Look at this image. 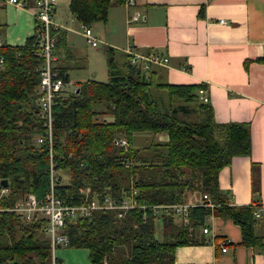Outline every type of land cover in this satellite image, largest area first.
<instances>
[{"label":"trees","instance_id":"16d2710c","mask_svg":"<svg viewBox=\"0 0 264 264\" xmlns=\"http://www.w3.org/2000/svg\"><path fill=\"white\" fill-rule=\"evenodd\" d=\"M126 0H69L76 21L87 26L105 22L108 10ZM21 46L0 44V180L8 192L0 198V264H56L44 237L45 220H25L11 210L24 196L43 197L49 185L46 143L36 145L44 133L37 116V36ZM53 29L52 35L57 33ZM58 50L65 38L55 39ZM109 79H89L53 107L55 168L67 173L56 184L67 204L85 203L96 192L116 199L137 190L138 205L187 203L196 193L207 194L213 210L194 205L188 221L178 223L173 213L131 208L122 217L118 210H94L90 215L67 220L64 233L72 247L89 250L92 264H174L177 246L201 244L195 231L208 216L231 219L240 226L242 242L264 246L254 234V204L232 205L218 186V173L233 156L250 155V131L245 123H218L212 104L199 98L206 84L156 83L139 66L117 65L112 47H105ZM264 63V54L257 58ZM60 70V69H59ZM62 71L60 70V76ZM102 116V117H98ZM165 134L162 142L134 148V133ZM124 138L128 147L115 144ZM253 195L260 191V175L252 178ZM1 188V185H0ZM204 201V200H203ZM145 214V218H143ZM159 219L165 239L156 237Z\"/></svg>","mask_w":264,"mask_h":264},{"label":"crops","instance_id":"0c3cea01","mask_svg":"<svg viewBox=\"0 0 264 264\" xmlns=\"http://www.w3.org/2000/svg\"><path fill=\"white\" fill-rule=\"evenodd\" d=\"M20 1L21 6L0 5V44L21 46L35 33L37 0ZM58 5L56 0L53 17L58 32L53 36L63 35L65 40L54 56V62L63 57V63L53 65L59 74L62 71L65 84L69 72L81 63L85 69L89 60L87 64L86 56L72 46L76 36L87 43L81 23L69 9L64 15ZM134 12L137 21L130 19ZM91 27L100 43L122 55L130 48L143 57L167 58L166 62L140 60L138 66L156 83L206 84L204 96L213 106L215 121L248 126L250 155L233 156L218 173V186L228 194L230 204L261 208L253 231L264 237V63L257 60L264 54V0H134L131 6L114 4L106 21ZM64 84L61 96L67 97ZM258 172L260 191L253 195L252 178ZM204 227L207 232L200 227L195 233L206 242L177 246L174 264H264V246L243 243L240 226L231 219L210 215ZM89 254L85 247L59 246L51 251L56 264H92Z\"/></svg>","mask_w":264,"mask_h":264},{"label":"built area","instance_id":"2783aa9c","mask_svg":"<svg viewBox=\"0 0 264 264\" xmlns=\"http://www.w3.org/2000/svg\"><path fill=\"white\" fill-rule=\"evenodd\" d=\"M126 6L134 4V0H126ZM16 4L23 5L20 0H0V5ZM37 12L36 21L39 23V29L36 32L37 47L36 53L41 58V64L38 67L40 82L38 85V96L36 103L38 105L37 116L41 119L44 128V133L36 136L35 144L40 145L46 143L48 152V177L49 185L44 195L40 199H35L31 196H24L17 200L12 211L18 213L25 220L30 221L32 219H44V233L50 243L51 251H54L59 246H68L69 240L64 233V227L67 220H73L79 217H85L91 214L94 210L111 209L118 210L117 217H122L125 212L131 208H152L157 215L160 211L166 213H173L176 220H180L179 223L188 221V209L194 205H203L210 210H213L215 203L210 201L207 194L202 195V200H198L194 203H181V204H165V205H138L137 203V190L131 188L130 194L127 197L116 199L111 194H104L99 197L98 193H94L91 199H89V189L86 188L83 191L85 203L80 204H67L64 199L57 193L56 184L60 180V175L55 168L56 161L54 157L53 136H54V116L53 107L57 100L61 97L63 90V78L55 69L53 62L55 56V38L52 35L53 29L58 26L54 20V11L56 0H37ZM133 21L139 19L137 12H134L130 18ZM82 34L84 35L88 44L93 47L98 45L99 39L94 35L90 26L81 24ZM126 54L129 56V64L138 66L140 60L142 62H166L167 58L162 57L159 54L150 56H140L132 52L130 48H127ZM205 89H199V98L203 101H207L208 98L204 96ZM115 144L124 148L128 147L127 141L124 138L115 140ZM8 192L7 187L1 186L0 198L2 195ZM204 200V201H203ZM261 208L257 207L254 210V216L259 217ZM145 218V214L143 216ZM208 228L203 227V232H207ZM222 250L225 251L226 247L223 246Z\"/></svg>","mask_w":264,"mask_h":264},{"label":"rangeland","instance_id":"374dc122","mask_svg":"<svg viewBox=\"0 0 264 264\" xmlns=\"http://www.w3.org/2000/svg\"><path fill=\"white\" fill-rule=\"evenodd\" d=\"M67 0H57V4H59V11L61 10L64 15L68 13V7L65 4ZM73 25V24H72ZM74 26V25H73ZM92 28V27H91ZM104 42L100 40L98 41V47L92 48L91 46L87 45L85 40L80 37L76 36V41L72 44L74 48H76L78 54L85 55L87 58V64L89 60V64L86 65L87 67L81 68L82 63L77 65L78 68H75L69 72V82L64 84V91L67 94H73L75 90L78 88V81H82L84 79H95L97 81L106 82L109 79L108 76V67H107V57L104 55L105 46L103 45ZM92 55V56H91ZM114 57L116 60L117 65L121 66L124 69L122 63L125 61V57L117 50H115ZM63 58V57H62ZM62 58L60 57L59 61L54 62L57 67H60L63 63ZM88 75V76H87ZM159 81H163L159 79ZM102 117V116H98ZM166 138L165 134H153L151 132H138L134 133L131 137L130 144L134 148H142L148 146L152 142H162ZM128 144V143H127ZM62 182L67 181V173L60 172ZM27 196V195H26ZM190 199H201V195L196 193L193 195V198ZM189 199V200H190ZM187 202V200H186ZM155 230H156V237L160 239H165V235L162 231L161 222L159 219L155 222ZM45 237V236H44Z\"/></svg>","mask_w":264,"mask_h":264},{"label":"water","instance_id":"95a60500","mask_svg":"<svg viewBox=\"0 0 264 264\" xmlns=\"http://www.w3.org/2000/svg\"><path fill=\"white\" fill-rule=\"evenodd\" d=\"M76 92H78V88H77ZM0 185L3 186V187H6L8 185L7 179L6 178H2L0 180Z\"/></svg>","mask_w":264,"mask_h":264}]
</instances>
